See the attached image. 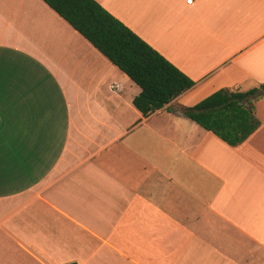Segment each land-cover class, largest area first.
Instances as JSON below:
<instances>
[{"label":"crops","instance_id":"obj_1","mask_svg":"<svg viewBox=\"0 0 264 264\" xmlns=\"http://www.w3.org/2000/svg\"><path fill=\"white\" fill-rule=\"evenodd\" d=\"M196 84L155 113L44 0H0V264H264V95L231 146L183 114L264 84V0H96Z\"/></svg>","mask_w":264,"mask_h":264},{"label":"trees","instance_id":"obj_2","mask_svg":"<svg viewBox=\"0 0 264 264\" xmlns=\"http://www.w3.org/2000/svg\"><path fill=\"white\" fill-rule=\"evenodd\" d=\"M141 87L134 104L149 116L196 82L96 0H44ZM264 84L247 91L222 88L183 114L231 146L261 125L256 102Z\"/></svg>","mask_w":264,"mask_h":264},{"label":"built area","instance_id":"obj_3","mask_svg":"<svg viewBox=\"0 0 264 264\" xmlns=\"http://www.w3.org/2000/svg\"><path fill=\"white\" fill-rule=\"evenodd\" d=\"M189 3H192L193 0H188ZM61 264H75V263H61Z\"/></svg>","mask_w":264,"mask_h":264}]
</instances>
